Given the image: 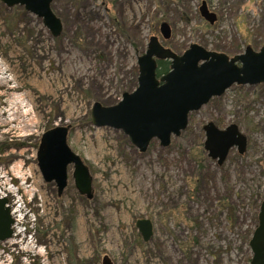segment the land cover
Wrapping results in <instances>:
<instances>
[{"label":"rangeland","instance_id":"rangeland-1","mask_svg":"<svg viewBox=\"0 0 264 264\" xmlns=\"http://www.w3.org/2000/svg\"><path fill=\"white\" fill-rule=\"evenodd\" d=\"M203 2L217 15L213 25L201 16ZM53 10L58 38L43 19L0 1V78H17L0 85V195L15 219L0 264H250L264 194L263 85H233L191 113L170 146L153 140L145 153L123 131L94 126L91 113L136 89L129 86L153 36L178 55L193 45L230 58L259 52L264 0H55ZM19 96L29 115L16 121L10 102ZM210 122L236 126L245 153L232 149L222 165L209 158ZM67 126L68 145L93 178L91 200L76 189L73 165L61 196L38 166L43 134ZM143 219L154 225L147 243L136 227Z\"/></svg>","mask_w":264,"mask_h":264},{"label":"water","instance_id":"water-1","mask_svg":"<svg viewBox=\"0 0 264 264\" xmlns=\"http://www.w3.org/2000/svg\"><path fill=\"white\" fill-rule=\"evenodd\" d=\"M8 8L15 6L43 19L44 25L54 38L63 32L61 19L53 12L54 0H0ZM256 2L258 0H250ZM201 16L213 25L217 15L210 12L206 3L200 7ZM160 33L164 39L171 36L169 24L162 23ZM158 61H170V71L157 78ZM138 81L136 89L124 93L122 100L114 106L105 107L95 103L91 118L98 128L110 127L121 130L140 153H145L153 140L164 148L172 139L181 136L188 128L189 116L198 112L212 99L219 98L233 85L264 86V47L255 52L250 47L242 55L230 58L226 54L208 51L193 45L178 55L164 47L159 38L149 40L146 52L138 58ZM70 127H55L43 134L38 150V166L47 183L55 182L58 196L68 186V168L74 166L73 179L79 194L93 198V178L80 156L68 145ZM204 150L208 157L222 165L230 151L238 149L245 153L247 139L236 126L222 130L210 122L203 126ZM264 169V162H263ZM15 221L8 206V199L0 197V243L13 237ZM143 242L154 235L151 220L136 222ZM249 247L252 252L250 264H264V194ZM102 264H112L104 258Z\"/></svg>","mask_w":264,"mask_h":264},{"label":"bare ground","instance_id":"bare-ground-1","mask_svg":"<svg viewBox=\"0 0 264 264\" xmlns=\"http://www.w3.org/2000/svg\"><path fill=\"white\" fill-rule=\"evenodd\" d=\"M4 64L2 62H0V76H4L6 75L7 73V69L4 68ZM17 81V78H13L11 80H5L4 78H0V85H5V84H8V83H13V82H16ZM18 87V86H17ZM16 86L14 87L17 88ZM26 99L27 97L25 96H19V97H14L13 100L10 102V111H13V118L14 120H18L20 119L21 117L22 118H25L26 116H28V109H27V105H26ZM33 120L30 119L28 121H23V124L25 123V126L24 128L26 127H29L30 126V123L33 125Z\"/></svg>","mask_w":264,"mask_h":264},{"label":"trees","instance_id":"trees-1","mask_svg":"<svg viewBox=\"0 0 264 264\" xmlns=\"http://www.w3.org/2000/svg\"><path fill=\"white\" fill-rule=\"evenodd\" d=\"M55 2V0H54ZM53 2V3H54ZM52 10H53V4H52ZM53 12H55L53 10ZM171 69V62L170 61H158V67H157V78H161L162 76L166 75ZM134 79L132 84L129 86V90L131 89H135L137 87V77H138V71L135 70L134 75H133ZM257 218V215L255 216ZM248 262H251V258L248 259Z\"/></svg>","mask_w":264,"mask_h":264},{"label":"built area","instance_id":"built-area-1","mask_svg":"<svg viewBox=\"0 0 264 264\" xmlns=\"http://www.w3.org/2000/svg\"><path fill=\"white\" fill-rule=\"evenodd\" d=\"M2 196L4 197V196H6V195H4V194H1V197H2ZM10 207L12 208V206H11V205H10Z\"/></svg>","mask_w":264,"mask_h":264},{"label":"flooded vegetation","instance_id":"flooded-vegetation-1","mask_svg":"<svg viewBox=\"0 0 264 264\" xmlns=\"http://www.w3.org/2000/svg\"><path fill=\"white\" fill-rule=\"evenodd\" d=\"M258 1H260V0H258ZM258 1H256V2H258Z\"/></svg>","mask_w":264,"mask_h":264}]
</instances>
